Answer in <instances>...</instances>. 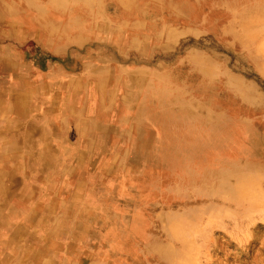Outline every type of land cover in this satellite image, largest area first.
Returning <instances> with one entry per match:
<instances>
[{
	"label": "rangeland",
	"instance_id": "1",
	"mask_svg": "<svg viewBox=\"0 0 264 264\" xmlns=\"http://www.w3.org/2000/svg\"><path fill=\"white\" fill-rule=\"evenodd\" d=\"M211 1L0 0L15 19L3 25L10 40L2 55L28 79L38 73L42 82L58 81L60 107L67 100L76 106L79 147L63 166L77 164L84 197L64 202L73 204L74 217L79 212L85 234L63 236V247L74 250L66 257L76 254L80 264H167L163 252L168 264H264V175L256 189L261 204L246 213L220 202L222 196H201L206 184L196 181L159 189L153 182L168 178L165 168L113 164L124 142L138 138L123 121L121 95L143 81L182 88L214 113L264 128V9L247 23L252 38L245 41L240 19L250 9ZM58 116L64 134V115ZM55 138L57 149L65 146ZM92 144L93 154L86 148ZM9 240L7 246L0 239V250L17 248L18 240Z\"/></svg>",
	"mask_w": 264,
	"mask_h": 264
},
{
	"label": "crops",
	"instance_id": "2",
	"mask_svg": "<svg viewBox=\"0 0 264 264\" xmlns=\"http://www.w3.org/2000/svg\"><path fill=\"white\" fill-rule=\"evenodd\" d=\"M6 17L0 13V239L5 238L8 246L11 237L18 245L12 250L1 248L0 254L11 253L0 264H80L81 257H66V252L74 250L63 247L65 234L81 237L82 230L85 234L79 212L74 217L73 204L64 202L65 197L73 201L84 197L81 186L85 183L79 182L77 164L63 166V158L73 156L79 147L74 141L78 132L73 130L77 128L76 106L67 100L60 107L58 81L42 82L38 73L28 79L23 70L15 69L10 57L2 55L10 40L2 27L9 23ZM59 113L64 115V120L59 119L64 134L54 120ZM55 137L63 139L65 146L57 149ZM86 148L93 154V144ZM92 154L88 163L93 167ZM50 238L57 242L54 249L47 247ZM37 240L41 242L38 248Z\"/></svg>",
	"mask_w": 264,
	"mask_h": 264
},
{
	"label": "bare ground",
	"instance_id": "3",
	"mask_svg": "<svg viewBox=\"0 0 264 264\" xmlns=\"http://www.w3.org/2000/svg\"><path fill=\"white\" fill-rule=\"evenodd\" d=\"M211 2L224 3L229 10L232 5L248 7L250 10L241 14L240 21L245 25V41L252 38L250 28L246 30L247 23L256 11L264 9V0ZM7 8L8 3H4L0 13L7 16ZM6 18L15 22L14 18ZM121 98L125 106L123 121L132 123L138 138L124 142L114 165L124 160L165 168L170 174L168 178L153 182L159 189L174 190L196 181L207 185L201 196H222L220 202L232 207L236 204L246 213L261 204L262 194L256 189L259 177L264 175V162L259 160L264 158V128H257L251 121H238L226 113H214L174 86H153L143 81L135 90L125 88ZM162 254L168 264L166 254Z\"/></svg>",
	"mask_w": 264,
	"mask_h": 264
}]
</instances>
